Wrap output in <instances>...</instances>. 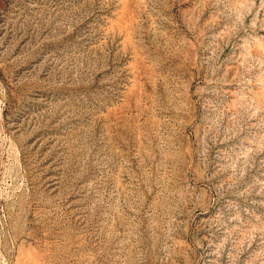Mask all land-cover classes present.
I'll return each instance as SVG.
<instances>
[{"label": "rangeland", "instance_id": "rangeland-1", "mask_svg": "<svg viewBox=\"0 0 264 264\" xmlns=\"http://www.w3.org/2000/svg\"><path fill=\"white\" fill-rule=\"evenodd\" d=\"M0 264H264V0H0Z\"/></svg>", "mask_w": 264, "mask_h": 264}]
</instances>
